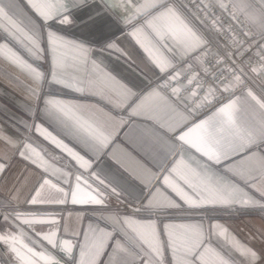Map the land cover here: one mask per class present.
Wrapping results in <instances>:
<instances>
[{"label": "snow or ice", "instance_id": "1", "mask_svg": "<svg viewBox=\"0 0 264 264\" xmlns=\"http://www.w3.org/2000/svg\"><path fill=\"white\" fill-rule=\"evenodd\" d=\"M24 3L27 10L18 0H0V58L27 74L33 123L24 126L56 151L33 144L30 137L16 141L0 132V144L14 148L36 173L22 201L16 185L0 196V264H66L56 250L74 264H264V228L252 237L261 245L258 250L213 216L220 210L264 213V87L259 95L247 88L195 119L217 99L215 87L205 88L200 73L215 78L206 66L209 57L218 67L224 64L219 51H212L218 34H227L236 50L224 51L232 66L221 69L230 79L221 81L220 91L235 92L249 73L264 85V0ZM94 6L96 16L123 14L125 26L139 22L128 35L145 54L146 67L151 65L153 75L159 73L156 81L139 89L108 68L105 52L129 55L117 37L104 41L97 55L92 44L67 35L64 29L75 23V11ZM216 45L223 47L218 40ZM245 56L250 67L242 62ZM176 59L186 67L177 70ZM45 61L47 69L40 66ZM45 84L97 97L121 115L45 92ZM184 91L190 95L182 97ZM199 91L204 96L197 99ZM190 102L195 106L182 110ZM241 110L245 118H240ZM82 113L88 118L82 119ZM133 117L150 122L142 126L143 136L163 155L149 169L123 153L117 162L131 179H121L99 162L116 130ZM45 118L72 143L45 127ZM169 155L172 163L165 166ZM5 171L0 159V176ZM69 204L73 210L89 206L94 220L85 225L81 216L80 226L73 228L67 223L70 211L64 216L48 210Z\"/></svg>", "mask_w": 264, "mask_h": 264}, {"label": "crops", "instance_id": "2", "mask_svg": "<svg viewBox=\"0 0 264 264\" xmlns=\"http://www.w3.org/2000/svg\"><path fill=\"white\" fill-rule=\"evenodd\" d=\"M20 7L27 10V6L24 0H18ZM96 7L84 8L80 11H75V23L64 29L67 35L73 39L87 41L95 47L96 54L100 55V48L104 41L117 37L119 39V46L125 50L129 55L119 56L116 54H110L105 52L103 54L104 63L109 69L122 81L135 85L139 89L145 88L150 82L156 81L159 73L153 75V71H150L151 65L147 64V60L143 51L135 44L132 38L128 35V32L133 27L134 23L129 22L125 26V19L123 14L117 15L116 13H109V15L96 16ZM0 42H4L3 34L0 33ZM11 46V42H9ZM174 64L177 70L185 68L186 64L176 59ZM42 68L47 69L49 64L47 61L42 62L40 65ZM258 92L253 90L257 95L260 93L261 85L259 81L256 82ZM29 84V78L27 74L19 69L9 65L6 61L0 58V132L13 138L16 141H23L25 137H30L33 144L37 146H46L50 151H56L51 148V145H47V142L39 137L35 130L31 132L24 126L25 123L31 125L33 118L28 113V105L32 103L27 92L26 87ZM245 90V89H244ZM244 90H241L231 96V98L240 97L243 95ZM45 92H51L54 95L62 96L68 99H74L79 103L93 105L96 108L101 109L107 113L110 111H116L117 116L121 115L119 110L111 109V106L104 101L93 96H76L64 89H61L55 85L44 86ZM227 99L223 103L215 106L210 111L196 116L195 119L199 120L210 115L216 108L222 106L228 102ZM188 106L182 105V110ZM190 108V107H189ZM125 120H128L127 112L122 113ZM240 118H245L246 113L241 110L239 113ZM82 119H87L88 114L82 113ZM191 119V118H190ZM35 122L40 123V120ZM44 126L50 131H53L68 143H72V140L63 132L61 128L46 118L43 121ZM146 121L138 120L133 117L130 123L122 129H117L113 137V141L109 148L106 149V154L99 162V167L106 170H110L114 175L121 179H131L129 173L124 170L121 163L117 160L122 158L123 153H128L139 165H142L149 169H154L157 160L163 155L159 152V149L155 145H151L150 141L143 136L142 126ZM109 129H112L114 125L109 122L107 124ZM179 151V148H177ZM185 157H189V153H184ZM115 157V158H114ZM176 158H179L178 156ZM0 159H3L6 165V171L0 176V196L6 195V192L13 185H16L21 189V201L24 196L28 194L29 189L32 187L36 179V173L32 170V166L27 160L21 159L16 154L14 148H8L3 144H0ZM173 156L169 155L165 166L171 164ZM127 165V160L122 161ZM19 181V183H17ZM23 207H28L22 205ZM38 207V206H34ZM54 211L57 214H63L68 216L69 211L71 216L68 217L67 223L70 227L77 228L80 226L79 217H83V223L87 225L90 221L94 220V213L89 206L77 208L73 210L71 204L67 205V209L63 206H52L48 209ZM199 213H197L198 215ZM180 215V213H175ZM213 216L219 220L222 224L227 225L228 228L235 233V235L245 244H251L252 247L260 249L261 245L252 237L257 233V229L264 228V213L259 209H242L240 211H223L213 213ZM69 264H74V261H68Z\"/></svg>", "mask_w": 264, "mask_h": 264}, {"label": "built area", "instance_id": "3", "mask_svg": "<svg viewBox=\"0 0 264 264\" xmlns=\"http://www.w3.org/2000/svg\"><path fill=\"white\" fill-rule=\"evenodd\" d=\"M216 14L219 15V10H216ZM222 23L224 24V27L228 26V21L227 19H224L222 21ZM234 35L236 34L235 32L233 33ZM238 39H244V37L242 36H237ZM219 41V44L222 45V48H217L216 45V41ZM228 51V52H235V48L229 43L228 39H227V34H218L215 36V39L212 42V51L216 52L219 51L220 56L222 59H224V64L220 65L219 67L215 65V60L213 57H209L207 60V64L206 66L209 67L211 69L212 73H216L215 78H213V76L210 74L208 77H205L203 75V73H200V78L204 80L205 82V88H207L209 85L214 86L216 89V97L217 99L215 100L214 103H212L211 105L204 107L203 110L199 111V113L196 116L202 115L208 111H210L212 108H214L215 106L223 103L224 101H226L227 99H229L231 96H233L234 94H236L237 92L247 89V88H251L252 90H255L256 92H258V87H257V81H259L256 77H253L251 73L248 74V76L244 77V84L237 88L235 90V92L233 93H224L222 91H220V88L222 87L221 81L226 82L228 79H230L228 73L226 71H221V69L226 68V67H230L232 66L231 61L224 58V51ZM237 59H240L239 57H237ZM256 57L253 56L252 57V61L255 62ZM242 62L245 64V67H250L249 63H248V59L247 56H245L242 60ZM186 67V66H185ZM187 75H191V72L187 73ZM251 77V78H249ZM182 82L186 83V77H182ZM173 87L177 86L175 83H173L172 85ZM191 88H195V85H192ZM190 95V91H184L182 93V97L188 96ZM204 96V91H199L197 94V99H199L200 97ZM188 107H194L195 105L193 103H189L188 105H186Z\"/></svg>", "mask_w": 264, "mask_h": 264}, {"label": "water", "instance_id": "4", "mask_svg": "<svg viewBox=\"0 0 264 264\" xmlns=\"http://www.w3.org/2000/svg\"><path fill=\"white\" fill-rule=\"evenodd\" d=\"M26 206H28V205H26ZM28 207H29V206H28ZM54 254L57 255L58 258H61L62 260L66 261V264H69L68 261H71V259H68V258H66V257H63V254L59 253L58 250H56Z\"/></svg>", "mask_w": 264, "mask_h": 264}]
</instances>
